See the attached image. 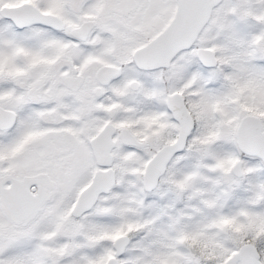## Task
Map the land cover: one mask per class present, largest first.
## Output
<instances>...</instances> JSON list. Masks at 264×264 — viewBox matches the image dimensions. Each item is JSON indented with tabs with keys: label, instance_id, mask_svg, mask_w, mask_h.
I'll return each mask as SVG.
<instances>
[{
	"label": "snow or ice",
	"instance_id": "1",
	"mask_svg": "<svg viewBox=\"0 0 264 264\" xmlns=\"http://www.w3.org/2000/svg\"><path fill=\"white\" fill-rule=\"evenodd\" d=\"M0 264H264V0H0Z\"/></svg>",
	"mask_w": 264,
	"mask_h": 264
}]
</instances>
